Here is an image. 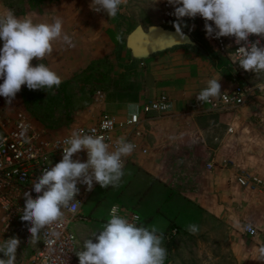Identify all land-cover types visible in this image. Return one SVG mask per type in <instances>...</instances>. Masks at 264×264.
<instances>
[{
	"label": "crops",
	"instance_id": "1",
	"mask_svg": "<svg viewBox=\"0 0 264 264\" xmlns=\"http://www.w3.org/2000/svg\"><path fill=\"white\" fill-rule=\"evenodd\" d=\"M7 1L16 16H30L37 23L60 16L74 47L58 40L52 56L40 61L61 77L59 88L29 90L24 85L10 105L3 97L5 110L24 111L36 131L55 138L92 125L102 114L123 121L146 101L166 95L169 111L140 125L145 136L140 144L146 153H138L124 167L122 204L112 205L132 206L144 226L161 229L171 264L261 262L263 255L255 245L260 240L245 237L243 227L249 224L264 230V192L239 187L235 172L264 179V109L257 105L264 90L225 113L198 102L196 95L209 79L221 76V92L227 93L238 83L239 74L221 57L212 38L189 30L193 24L182 29L193 47L176 46L135 59L125 44L135 26L128 30L122 18L94 12L91 0ZM157 25L168 28L169 23L160 17ZM38 63L35 58L31 61L33 66ZM243 76L253 84L263 83L259 77ZM257 115L263 116L262 122L256 121ZM222 158L233 161L236 169L207 168ZM133 181L136 189L131 200L123 193ZM190 224L198 226L197 233L187 230ZM28 227L21 218L11 227L20 240L16 261L27 262L39 247V241L30 239ZM173 228L178 233L170 236ZM97 230L78 227L76 252Z\"/></svg>",
	"mask_w": 264,
	"mask_h": 264
},
{
	"label": "clouds",
	"instance_id": "2",
	"mask_svg": "<svg viewBox=\"0 0 264 264\" xmlns=\"http://www.w3.org/2000/svg\"><path fill=\"white\" fill-rule=\"evenodd\" d=\"M127 0H91L89 7L97 13L116 17L121 5ZM173 7L176 20L173 27L183 35L185 17L194 19L198 15L205 21L204 30L208 38L234 37L238 65L246 72H264V46L261 40L250 41L251 35L264 39V0H167ZM211 21L212 23H208ZM62 40L74 47L71 37L63 30V19L56 16L52 22H34L30 16H16L7 10L0 14V96L11 104L22 86L29 90L59 88L61 77L40 61L51 57L54 43ZM39 61L33 66V59ZM221 76L207 81L206 87L196 95L198 102H209L221 95ZM110 122L102 125L108 129ZM109 138L82 130H73L62 144V159L52 167L45 168L33 182L32 190L25 192V206L21 220L30 225L28 232L33 243L49 225L64 217L79 194L78 183L92 191L94 183L101 188L118 187L125 175L124 158L131 155L136 145L121 136L115 147L106 142ZM86 150L87 160L73 159L74 154ZM117 213L113 207L109 219L92 236L83 242L76 252L79 264H165L168 250L164 246V233L157 226H144ZM187 230L195 234L198 226L190 224ZM58 235V234H56ZM20 240L12 237L0 246V264H15ZM264 253V249L261 250ZM264 258V257H262Z\"/></svg>",
	"mask_w": 264,
	"mask_h": 264
},
{
	"label": "built area",
	"instance_id": "3",
	"mask_svg": "<svg viewBox=\"0 0 264 264\" xmlns=\"http://www.w3.org/2000/svg\"><path fill=\"white\" fill-rule=\"evenodd\" d=\"M6 11H3L0 6V14H4ZM173 11V7L167 3V0L161 2L160 17L164 22L174 23L176 17L172 14ZM183 23L195 25L196 32L201 36H206L205 21L199 15L194 19L185 17ZM208 23L212 22L209 21ZM212 39L221 57L226 60L232 71L239 74L238 83L231 92L221 93L220 96L207 102L211 109L225 113L246 104L255 92L264 90V84L253 85L243 75L256 80L258 75L264 74V72H246L238 65L239 54L236 51L241 45L235 43L234 37ZM257 39H260L261 46H264V39L256 35L249 37V40L253 42ZM2 44L3 42L0 41V47H2ZM0 83H3V80H0ZM96 95L101 96L100 92H97ZM170 106L169 98L161 94L143 103L138 112L129 114L123 121H117L107 114H102L92 125L80 126L75 130H82L89 134L92 130H95L96 134L105 135L109 138L106 142L111 144L113 149L115 141L119 137H126L136 147L131 155L124 158L125 167L138 153H146V149L140 144V141L145 137L140 129L141 123L155 115L166 114ZM107 122H110V126L105 129L102 125ZM229 131L231 130L229 129ZM69 135L55 138L45 137L33 128L29 116L24 111L7 112L4 107V98L0 96V224L5 229L11 228L18 219L20 220L25 206L23 194L31 192L33 198H35L37 194L32 190L33 182L45 168L52 167L61 161L62 148L57 147V144H62L63 140ZM77 158L81 162H85L87 160L86 150L74 154L73 159ZM215 166L236 169V164L226 158H222L217 163L207 164L208 169ZM235 181L239 187L252 192H261L264 187V182L259 177L242 170H236ZM96 185L94 183V188ZM77 187L80 192L75 197L76 201L73 206L64 210V217L60 221L54 222L41 232L39 247L30 259L27 262L15 261V264H78L76 258L77 237L70 225L72 222L86 220L81 216L80 208L93 190L88 191L86 185L79 183ZM113 207L117 208L119 215L129 219L139 217L136 223H144L143 218L138 213L119 205H112L109 208L107 220ZM177 233L178 229L173 228L170 231V236ZM243 235L250 239H259L260 242L264 243V230H258L252 225L247 224L243 227ZM165 264H171L168 255Z\"/></svg>",
	"mask_w": 264,
	"mask_h": 264
},
{
	"label": "rangeland",
	"instance_id": "4",
	"mask_svg": "<svg viewBox=\"0 0 264 264\" xmlns=\"http://www.w3.org/2000/svg\"><path fill=\"white\" fill-rule=\"evenodd\" d=\"M163 0H127L126 4H122L120 11L117 16L122 18V21L127 22L128 30H131L134 26L142 25L145 29L148 26L157 25V22L160 21V3ZM12 3L7 0L0 1V6L5 10L10 8H5L10 6ZM169 29H175L173 24L167 26ZM184 29V27L182 28ZM258 77L263 81V83H256L253 85L264 84V74H259ZM257 105L264 109V92L260 96V100L257 101ZM264 111V110H263ZM263 116L257 115L255 117L256 121L262 122ZM229 131V130H228ZM224 169V168H220ZM227 169V168H226ZM255 175V174H254ZM257 176V175H256ZM259 177V176H258ZM260 178V177H259ZM263 182L264 179L260 178ZM135 184L126 190L123 194H125L128 199H134L135 197ZM121 190V184L118 187H113L111 190H106V188H101L99 184L93 189V191L87 196L86 201L82 205L81 216L86 219L85 221H77L72 222L70 227L77 234V229L79 226L85 225L86 227L93 226L95 229H100L103 222L107 220L108 215L107 212L112 204H122V200L119 199ZM264 192V188L261 193ZM149 199H152L150 196ZM128 210L136 212L139 214V211L132 206L126 207ZM9 236V237H7ZM16 231L13 229H5L0 224V246L3 245L4 240H7L12 237H16ZM28 239V235L25 236ZM257 248L261 251L264 249V243L257 242L255 243ZM261 254L264 257V253ZM0 258H3V254L0 253ZM257 264H264V258H262L261 262L257 261Z\"/></svg>",
	"mask_w": 264,
	"mask_h": 264
},
{
	"label": "water",
	"instance_id": "5",
	"mask_svg": "<svg viewBox=\"0 0 264 264\" xmlns=\"http://www.w3.org/2000/svg\"><path fill=\"white\" fill-rule=\"evenodd\" d=\"M195 27V25H193ZM189 27L194 32L195 28ZM180 35L176 30L164 28L160 25L148 26L144 29L137 25L126 37V48L135 59H145L153 54L168 50L176 46H194L188 33L182 30Z\"/></svg>",
	"mask_w": 264,
	"mask_h": 264
},
{
	"label": "trees",
	"instance_id": "6",
	"mask_svg": "<svg viewBox=\"0 0 264 264\" xmlns=\"http://www.w3.org/2000/svg\"><path fill=\"white\" fill-rule=\"evenodd\" d=\"M5 8H10L9 6L5 7Z\"/></svg>",
	"mask_w": 264,
	"mask_h": 264
}]
</instances>
